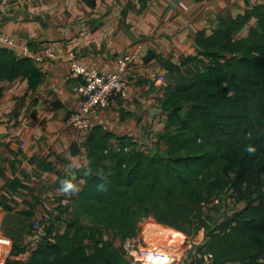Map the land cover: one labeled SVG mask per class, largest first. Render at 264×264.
<instances>
[{
	"label": "trees",
	"instance_id": "16d2710c",
	"mask_svg": "<svg viewBox=\"0 0 264 264\" xmlns=\"http://www.w3.org/2000/svg\"><path fill=\"white\" fill-rule=\"evenodd\" d=\"M196 48L185 62L195 75L173 71L162 103L173 129L164 138L166 152L149 146L147 154L127 137L117 139L116 150L117 136L93 131L75 219L63 233L45 236L22 264H131L105 234L124 243L150 216L184 234L205 228L197 263L211 255V264H264V4L222 20L209 37L199 33ZM19 78L31 89L43 81L32 61L0 48V82ZM229 191L239 206L211 227L204 216L220 208L203 212L199 204Z\"/></svg>",
	"mask_w": 264,
	"mask_h": 264
},
{
	"label": "crops",
	"instance_id": "0c3cea01",
	"mask_svg": "<svg viewBox=\"0 0 264 264\" xmlns=\"http://www.w3.org/2000/svg\"><path fill=\"white\" fill-rule=\"evenodd\" d=\"M259 4L264 0H10L0 34L16 41L17 58L25 48L41 57L28 60L43 81L36 89L23 78L0 82V237L18 252L0 264L28 263L43 238L56 235L46 224L62 204L69 203V222L75 219L90 134L98 129L114 134V148L119 137H127L147 152V137L137 135L164 118L168 76L195 67L185 62L197 56V35L209 37L222 20ZM130 55L137 58L124 75L126 96L113 99L89 134L78 131L69 122L78 107L71 65L106 74ZM64 181L73 188L62 190ZM35 221L44 227L35 229Z\"/></svg>",
	"mask_w": 264,
	"mask_h": 264
},
{
	"label": "built area",
	"instance_id": "2783aa9c",
	"mask_svg": "<svg viewBox=\"0 0 264 264\" xmlns=\"http://www.w3.org/2000/svg\"><path fill=\"white\" fill-rule=\"evenodd\" d=\"M9 2L10 0H0V18L5 16L7 13L9 9ZM16 46L17 44L15 40L0 34V48L15 51ZM20 58L30 59L35 63L41 61L40 56L33 55L27 48L22 51V57ZM136 58L137 55H130L121 58L118 62L117 71L106 74L92 67L81 66L77 63H73L71 65V75L78 81V85L74 91L78 107L76 111L71 113L69 118V122L74 128H76L78 131L89 134L94 127L93 120L109 108L113 99L117 96H126L127 83L124 75H126L128 70L132 67ZM158 82L163 83V78H159ZM150 122L153 123L157 121L154 120ZM119 149L120 148L118 146V150ZM125 150L130 152V149L128 148ZM236 204V197L232 195V192L229 191L226 197H213L209 200L201 202L199 206L203 212H207L209 208H220L219 214L223 218L225 215L233 213L232 211L236 209ZM68 205L69 203L59 206L52 213L53 218L46 224V227H50L55 234L61 233L65 228H67L69 222V210L67 208ZM238 206L239 205L237 204V207ZM196 222L199 224L201 221L199 222V220L196 219ZM33 225L37 230H40L44 227L43 223L40 221H35ZM185 235L187 236L189 234ZM186 236H184V241L178 244L179 247L176 252H180L179 255L180 257H183V260H181L183 263L186 262L184 260V255L187 253L186 255L188 256L192 253H195V251L193 252V249L197 247L196 243L194 242L193 245L190 244L189 239ZM189 236L193 237V234L192 236L191 234ZM143 243L147 245L144 239ZM13 254V243L7 238L0 237V260L9 259L13 256ZM132 258L133 261L131 264H148L146 259L150 258L151 260H159L160 253L158 251L154 252V254L150 252L146 253L142 251L141 247H138V250L134 252V254L132 253ZM203 259V263H197L195 257H192L190 260H195L193 262L195 264L212 263L211 255H205ZM181 261L176 262L175 258L171 260L172 264L181 263Z\"/></svg>",
	"mask_w": 264,
	"mask_h": 264
},
{
	"label": "rangeland",
	"instance_id": "374dc122",
	"mask_svg": "<svg viewBox=\"0 0 264 264\" xmlns=\"http://www.w3.org/2000/svg\"><path fill=\"white\" fill-rule=\"evenodd\" d=\"M248 32V28L239 35V37H243L246 35V33ZM187 74L190 76L192 73H194L195 75V69L193 68H189L187 69ZM186 74V73H185ZM176 74H170L168 76L169 80L174 79L176 76ZM184 75V74H183ZM158 115V114H157ZM163 119L160 121H158L157 119H155V121L157 122H153L151 125L147 126V128H144V126H142V134L138 133L137 135V139L140 137H144L146 138V140L149 142V146L151 149L154 150H158L160 153H164L167 150V144L165 142V137L166 135H168V133L172 132V130L168 129V123H167V116L166 114H163ZM163 121V122H162ZM147 135V136H145ZM134 143V142H132ZM116 150H118V147L115 148ZM150 150H147V154H149ZM240 209V208H239ZM216 217H218L219 220H222V216L220 214H215L214 212L211 213L210 215H205L204 216V220L208 221V224L211 223V227H214V225L217 223V219ZM85 224H90V221L86 220L84 222ZM138 236L134 239L128 240L124 243L115 240L114 237L112 236V234L106 233L105 234V239L107 241H111L113 242V244H115V246L118 249H121L122 252L126 255L127 259L132 262L133 258H132V253L134 254V252H136L138 250V247H141L142 251L144 252L143 248L146 247V245L143 243V239L146 243H148V249H155V247L159 248V247H167V251H168V247L169 248H174L175 247V243H180L183 239V236H186L184 233L185 232H181L177 229H175L172 226L163 224L158 222L153 216L150 217H143L140 219L139 223H138ZM175 232L179 233L180 235H183L182 237H178ZM205 228H203L202 230L198 231V233H194L193 232V237H190L189 235H187L186 237L189 239V243L193 245V242L196 243V245H198L197 247H195L193 249V252L195 251V253H192L191 255H184V260L190 264H193V261H191V257H200V253L198 252V247L200 246V244H198L199 242H201V240H205L204 235H205ZM183 233V234H181ZM192 236V235H191ZM177 241V242H176ZM89 245H92L93 243L91 241H88ZM203 244V242L201 243ZM166 249V248H165ZM170 250V249H169ZM180 252H178V256L175 257L176 262H179L181 260H183V257H180ZM168 255V254H167ZM1 261V260H0ZM188 263H183L181 261V263H176V264H188Z\"/></svg>",
	"mask_w": 264,
	"mask_h": 264
},
{
	"label": "bare ground",
	"instance_id": "6f19581e",
	"mask_svg": "<svg viewBox=\"0 0 264 264\" xmlns=\"http://www.w3.org/2000/svg\"><path fill=\"white\" fill-rule=\"evenodd\" d=\"M175 234L178 236V237H182L183 235H180L179 233L175 232ZM183 239H184V236H183ZM184 240H182L181 242H183ZM177 242V241H176ZM179 244V243H178ZM177 243H175V247L174 248H169L168 247V251H167V247H155V249H148V243L146 245V247L143 248L144 252H150V253H153L158 251L160 253V259L159 260H154V259H146L148 261V264H172L171 260H173L175 257L178 256V253L177 250H178V245ZM170 249V250H169ZM168 254V255H167ZM146 258V257H145ZM169 260V261H168ZM168 261V262H167Z\"/></svg>",
	"mask_w": 264,
	"mask_h": 264
},
{
	"label": "clouds",
	"instance_id": "9594fccd",
	"mask_svg": "<svg viewBox=\"0 0 264 264\" xmlns=\"http://www.w3.org/2000/svg\"><path fill=\"white\" fill-rule=\"evenodd\" d=\"M247 150H248L249 152H253V151H254V149L251 148V147H249ZM72 188H73V185H72L70 182H67V181L62 182V190H64V191H69V190H71Z\"/></svg>",
	"mask_w": 264,
	"mask_h": 264
}]
</instances>
